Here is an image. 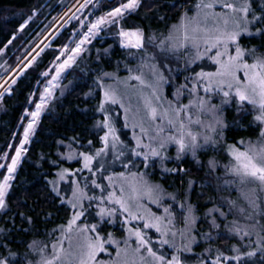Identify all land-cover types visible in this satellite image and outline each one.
<instances>
[{
    "label": "snow or ice",
    "instance_id": "obj_1",
    "mask_svg": "<svg viewBox=\"0 0 264 264\" xmlns=\"http://www.w3.org/2000/svg\"><path fill=\"white\" fill-rule=\"evenodd\" d=\"M91 3H93V0H85V3L80 5V9ZM141 3L142 0H119L115 7L88 24L87 32L83 34L76 46L64 52L67 58L62 63L56 64L55 75L47 82L48 86L40 92L38 100L33 99L35 93L29 95L28 103L34 104L35 107L34 110L25 108L20 118L19 126L22 127L23 131L20 134L19 144L15 146V155L6 152L0 157L4 160L10 158L11 161L7 164H0V169H6V173L0 179V210L8 207L7 198L13 187L12 182L17 172V166L20 164L21 157L27 151L25 146L29 144L36 132L41 114L49 106L53 89L58 86L54 82L60 78L61 73L76 63L77 58L86 51L84 45L98 36L105 26L116 29L115 34L119 37L121 48L136 49L141 52V63L137 69L140 74L132 75L133 69H129L130 75L127 78L139 82L141 86L139 99L143 104V115L138 107L135 110L132 127L134 129L139 127L142 136H147L150 141L157 142L158 147L143 144L142 136L134 135L133 139L136 142V147L131 149V156L139 157L143 155V162L145 168H147L150 156L159 157L161 160L165 159L162 150L168 144L177 145L178 160L182 154L188 151H191L195 156L197 149L203 147L199 142L201 139H203L204 145L215 146L223 139V131L228 125L219 115L220 107L211 103V94L222 95L221 104L236 102L238 114L255 113L253 119L259 126L256 141L241 139L236 144L227 146L231 161L229 165L225 166V172L235 178L240 185L256 183L261 189H264V53H260L257 48H243L238 42L242 35L264 36V6L257 14L252 8V0H209V2L201 0L200 3L195 5L196 14L193 16L183 15L179 24L173 25L167 36L146 37L139 26L131 28L124 26L126 17L130 13H135L141 7ZM217 3L223 9L222 12L213 11ZM173 7H175L174 4ZM80 9H77V11ZM35 15L36 10H33L32 14L19 25L17 31L23 32ZM81 24L83 25V21H81ZM253 28L255 29L254 32L251 31ZM15 39L17 37L13 35L4 48L11 45ZM148 44L159 49L160 52L176 53L184 50L192 53V58L186 62L187 64L195 63L207 57L212 64L216 65L215 71L201 70L195 73L190 87L187 83L189 78L186 77L185 84L179 85L174 93L176 102L165 100L161 94V85L168 82L164 74V69L168 68V65L149 64L147 62L155 59V54L149 56ZM4 48H0V54H3ZM233 48L234 52L230 51ZM64 49H68V45H65ZM106 51L107 49H105ZM56 60L59 61L60 57L57 56ZM30 63L26 66H30ZM145 67L150 69L151 78L148 80L145 79L142 71ZM168 70L171 71L170 68ZM239 73L243 75L240 76ZM41 75L47 77L49 72L45 71ZM112 77H114V73L102 72L95 80V84L99 88V98L95 111L102 114V119L96 121L94 127L97 129L96 134L99 137L101 146L92 150L93 141L89 140V151L77 152L69 144V151L66 155H62L61 159H77L81 167L76 169L75 172L62 168L56 173V179L48 181L51 191L60 199L61 204H67L71 211L66 224H61L58 229H54L49 234L52 236L56 231L60 232V236L55 239V242L51 243L50 253L46 252L48 243L37 240L27 243V251L23 253L13 251L9 247L8 237L5 236L3 242L0 243V264H185L180 254L190 252L191 245L195 243V237L191 235V232L196 225L197 218L191 204L181 205L182 208L186 207L185 226L178 233L174 228L172 215L168 208L164 209L166 216H158L141 203V201L147 199L150 203L159 205L162 198L159 186L150 184L144 178L143 173L130 172L129 176H126L124 172L104 175V172L118 161L121 162L124 169H129L130 164L135 163L131 158H128L127 162L123 160L125 157L124 146L121 143L120 136L117 135V127L114 118L111 116V109L108 107V105H120L125 111L124 127H128V113L131 108L125 107L124 98L115 88L110 85L106 86L104 83L105 78ZM12 83L15 84L16 81L13 80ZM200 88L209 95H197ZM0 89H3V91H0V97L4 95V92H11V86L5 87V85L0 84ZM143 89H151L150 94L145 95ZM184 90H187L189 95L194 98L188 104L181 105L178 101ZM201 114L210 117L207 123L200 118ZM158 118L161 123L156 124L153 128L152 124ZM146 123H148V127L145 126ZM165 124L172 129L171 134L164 135ZM193 125L200 126L204 131L194 132L192 130ZM100 132L103 134L100 135ZM150 132L155 134L149 135ZM13 135H16V133ZM58 143H63V141ZM9 147H13V145H9ZM137 149L146 150L141 152ZM110 154L112 156L111 161L107 159ZM216 168V161H209L210 172L215 171ZM164 170L184 171L183 169ZM84 171H87L90 176L84 178L83 187L79 180L71 179V196L67 199L62 197L59 183ZM98 177L106 180L107 185L98 182ZM89 181L92 188L100 190L101 194L99 196L88 195ZM193 183L189 181V187ZM116 189H118V192ZM85 200L89 202L87 205L84 203ZM94 202H96L95 216L99 217V221L79 224L78 221L82 217L86 218V214L91 215L89 209ZM249 203L253 209L260 207L254 199L249 198ZM234 204L235 202H230V205L234 206ZM213 213H218L221 218H226L227 215L221 211L220 207L209 210L208 215H213ZM18 215H20L22 221L27 222L29 225L33 223L30 216L24 213H18ZM118 216H123L122 227L127 226L130 221L143 222L142 228L125 227L127 238L123 240V247L111 232L107 235H101L102 224L114 223L115 218ZM247 218L249 220L254 219L251 215ZM257 226L259 231L257 232L256 249L243 255L251 258L256 256L257 252H260L262 259H264V224L256 220L255 223L250 225L253 229ZM219 227L217 218L213 216L210 221V231L204 234V238L208 241L216 239L211 230ZM227 227L228 231L234 235H240L242 231L235 221ZM147 229H154L159 234L156 243L174 249L170 259L166 258L165 254L157 253L154 249L153 240L144 231ZM0 231L3 230L0 229ZM23 231L27 232L28 229H23ZM178 234L183 241L181 246H178L175 242ZM243 235L248 236L250 232L244 230ZM133 239L135 247L130 244V240ZM65 240L68 241L69 249H65L63 246ZM106 245H115V258L108 261L99 260L98 255L108 251ZM212 251L210 248L208 255H212ZM231 251L234 255H225L223 251L216 249L211 264H231V261L242 260V256L239 254L240 248L233 246ZM108 255L111 257V253H108ZM35 256L39 258L33 259L32 257ZM200 264H204V261H200Z\"/></svg>",
    "mask_w": 264,
    "mask_h": 264
},
{
    "label": "rangeland",
    "instance_id": "obj_2",
    "mask_svg": "<svg viewBox=\"0 0 264 264\" xmlns=\"http://www.w3.org/2000/svg\"><path fill=\"white\" fill-rule=\"evenodd\" d=\"M108 1V2H107ZM118 3L119 0H93V3L88 4L87 7L80 9V5L85 3V0H55L53 2H50V0L44 1L41 7L36 9V15L33 16L32 20L29 21L28 26L23 32H20L23 38V43L18 46V49L20 48L19 55L16 57V62L14 65L10 64V58L14 56L16 49L12 48V50H9L8 45L7 48H4L3 54H0V84L5 85V87L11 86V90L14 89L16 83L18 80H20L22 77H24L28 70L32 68H36L42 61L43 56L45 55L46 51H50L52 53V61L41 73L47 71L49 72V75L47 77H44L39 74V80L36 83L34 92L36 91V99L38 100V97L40 95V92L43 91L45 87L48 86V81L52 79V76L55 75V67L56 64L62 63L64 59L67 58V55L64 54V52L69 51L71 48H74L76 44L79 42V40L83 37V34L87 32V25L90 24L92 21H94L99 16L103 15L106 11L110 10L112 7H115V5H110V2ZM201 0H193L190 5L186 9V13L188 16H193L196 14V7L195 5L200 3ZM204 2H209V0H204ZM264 6V0H252V8L259 14L261 7ZM77 9H80L77 11ZM215 12H222L223 9L220 8L219 3H217L213 9ZM158 13V12H157ZM185 12H183L184 14ZM138 14L137 11L135 13H130L126 17V21L124 23H127V21L130 19L131 15ZM159 14V13H158ZM138 16V15H137ZM139 19L136 22H133L136 26H141L140 28L144 31L145 36H155V37H163L167 36L169 30L172 28L173 25H178L180 22V18L182 17V14L178 16L177 20L174 21V17H166L164 15H161L156 17L155 22L147 23L146 17L143 15H139ZM28 18V17H27ZM26 18V19H27ZM145 20V23L142 25V21ZM81 21H83V25L81 24ZM24 22V21H23ZM130 28V27H126ZM65 30L67 31V36L64 37V41L60 47L55 45V43L62 37V34ZM251 31H255V29H251ZM116 29L114 27L105 26L104 30L99 33L98 36L91 39V42L84 45V48L86 51H84L81 56L77 58V61L75 64H73L72 67L66 69L63 73H61L60 78L55 81L58 86L53 89L52 98L49 100V106L45 109V111L41 114V117L48 113L50 110L52 103L65 96L69 91L73 89V87L76 85V83L80 82L89 87L88 95L86 96L87 100H93L96 92L98 91V87L96 84L88 82L83 80V74H77V71H80V68H87V75L94 73L95 77L98 76L100 73L105 72L102 70H93L91 66H89L90 62H97L101 57L103 56L107 60H113L112 59V52H113V45H108V47L103 48V45L108 40L112 42L117 50V56L114 58V67L112 68L113 71H109L110 73H114V77L112 78H105L106 86H112L117 90V92L124 98L123 102L125 104V107H130L131 111L128 113V127H124L125 125V111L123 108L120 107V105H108V107L111 109V116L114 118L115 125L117 127V135L120 136L121 143L124 146L125 151V157L123 158L124 162H127L128 158H131L135 161L134 164H130L129 169H124L122 167L121 162H116L111 167L108 168L107 173L108 175L124 172L126 176H129L130 172H136L140 169L139 172L136 173H143L144 178L152 185H158L161 192V200L159 205L150 203L147 199H144L141 201V203L148 209H150L151 212L155 213L158 216H166L167 214L164 212V203L167 201H174L173 197H175V192L172 193L171 189H165L159 180L157 179H151V177H157L154 173L158 172L161 175H164L167 171L164 169H183L184 171H178L173 172L174 174L179 173L185 174V163L188 165H195L197 168H203V160L202 155H204L203 159H205V166L204 169L206 170V173L208 175L209 170V161H216L217 168L215 171L216 178H218V191H219V198H214L213 200H209L207 202H212L211 204L207 205V210L203 213L202 217H196V225L200 223L203 219H207L209 222L210 227V221L213 219V216L217 218V224L220 225L218 229H212L214 233L212 234L216 239L213 241H208L204 238V234L208 233V227H205L201 230H199V235H195V229L191 232V235L195 237V243H193L192 246L195 245H201L202 249L198 252L197 255L201 256L199 260L189 259L187 256L188 254L183 252L181 253L182 259L185 261V264H200V261H204V264H206V260L211 261L215 257V241L218 239V235L221 231H224L227 229V225L231 224L233 221L236 222V224L239 225L241 228L240 235H234L233 233L229 236L232 239L231 244H226L225 247L226 251L224 252L225 255H234L232 253L231 249L233 246L240 248V255L242 256L241 261H231V264L235 262V264H241V262H245L247 260L252 259L248 258L247 256H244L243 254L248 251H253L256 249V243L258 240L257 232L259 231V227L253 229L250 227L251 224L255 223L256 220H259L261 224H264V189H261L256 183H250L246 185H240L235 178H233L231 175H227L225 172V166L229 165L231 161V157L228 155L227 152V146L229 144L225 143V134L224 131H226L227 128L230 126L236 125L238 126L239 121L241 118H239L238 110H237V104L236 102L232 101L228 104H221L222 95L217 94H211V103L215 104L220 107L221 111L219 115L224 120V122L228 125L224 131H223V139L220 140L215 146L212 145H204L203 139H201L199 142L203 147L197 149L195 156H193L191 151H188L181 155V158L177 159V145L175 144H168L166 147L162 150V155L165 157V159L161 160L159 157H149L148 161V167L145 168L144 162H143V155L139 157H132L131 156V149L136 147V142L133 139V136H142L140 133L139 127L133 128V118L135 114V110L139 107L141 109V114L143 115V104L142 101L139 99V91L141 89V86L139 85V82L134 80H128L129 77V69H133L132 75H138L140 74L137 69L141 63V52L137 51L136 49H123L120 47L119 44V37L115 34ZM258 36H248V35H242L239 38V44L243 48H254V47H246L244 44H242L241 39L248 40L251 38H257ZM95 42H99L97 45H94ZM68 45V49H64V46ZM105 49L107 51L105 52ZM56 50V51H55ZM147 51L149 53V56L155 54L154 60H148L147 62L149 64L156 63L157 65L166 64L168 65V68L171 69V71L168 70V68L164 69L165 79L168 81L167 83H163L161 85L162 88V96L165 98V100H171L174 103L176 102V97L174 96V93L176 92L177 88L181 84H185L186 80L185 78H189L187 83L189 87L193 83L194 76H191L189 73L187 74L188 69L192 67V65L197 64L198 62L205 60V62H201V65L205 69L204 71H215L216 65L212 64L210 60L205 57L202 60H198L195 63L187 64L186 62L189 61L192 58V53L185 52L184 50H181L180 52L171 53V52H160L159 49L154 48L151 44H148ZM230 51L234 52V48L230 49ZM56 52V54H54ZM38 53V55H37ZM261 53V52H260ZM264 53V52H263ZM214 54V53H213ZM59 56L60 60L57 61L56 57ZM34 58V59H33ZM30 63V66H26ZM251 62V60H249ZM187 69V71H186ZM200 70V69H199ZM144 77L146 80L150 79V69L148 67H145L142 69ZM200 72V71H199ZM70 74V75H69ZM240 76H242V73H239ZM67 76H70L69 79L65 82V78ZM82 76V77H81ZM15 80L16 83L13 84L12 81ZM65 82V83H64ZM0 91H3V89H0ZM144 94H150L151 89H143ZM5 93L2 97H0V109L3 110V107L1 103L3 102V99L5 97ZM197 95L199 96H208L209 94L204 93L203 89L200 88ZM194 97L190 96L187 90H184L183 95L179 97V104L186 105L189 103L191 99ZM34 99V98H33ZM31 106V107H30ZM35 105L30 104L27 108L34 110ZM250 107V106H249ZM29 109V110H30ZM226 110L232 111V115L230 118L226 116L225 112ZM195 112V110H193ZM242 114V116L250 115L252 117V122H254L255 127L258 129L259 134V126L254 121L253 117L255 113L252 114ZM200 118L205 121V123L208 122L210 119L209 116L205 114H201ZM41 119V118H40ZM25 123L27 121H24ZM161 121L159 118L157 121L152 124V127L154 128L156 124H160ZM38 126V125H37ZM146 127H148V123L145 124ZM37 130V129H36ZM192 130L194 132H203L204 129L201 128L198 125H193ZM23 129L19 126V135L22 133ZM172 129L166 126L165 124V132L164 135L171 134ZM103 134V133H102ZM154 132H150L149 135H154ZM258 134L253 139H244L245 141L251 140L256 141ZM35 135V134H34ZM31 138L28 145L25 147L28 149L29 145L31 144L33 138ZM20 140V136H19ZM19 140L17 141V144L15 145L13 141L11 140L8 143V146L6 147L7 150H5L4 153H9L10 155H15V146L19 144ZM142 143L146 145H151L153 147H158V143L155 141H150L147 136H142ZM9 145H13V147H9ZM241 147H243L241 145ZM138 151H145L146 149H137ZM2 153L0 157L3 156ZM26 152L21 157V162L23 161L25 157ZM219 155L220 159H217ZM109 161H111L112 156L111 154L109 157H107ZM226 162H224V161ZM10 158L7 160L0 159V164H7L10 163ZM19 164V165H20ZM17 166V169L19 167ZM4 170V173H6V169H0ZM217 170L220 175L217 174ZM3 173V174H4ZM3 174L1 175L0 179L3 178ZM16 174V173H15ZM206 175V176H207ZM189 181H192L191 177L187 178V187L184 189L183 192H181V200L183 201V204L190 203L189 202V195L191 193V190L193 188H197L200 190V188H204L207 186H210L206 180L200 182L199 185L195 187V185L192 184L191 187H189ZM106 182V181H105ZM105 182H103L104 185ZM195 184V183H194ZM175 186V185H174ZM111 190V189H109ZM118 192V189H116ZM255 190V191H253ZM106 195V193H104ZM199 194H202L199 192ZM248 197V198H246ZM249 198L254 199L256 204L260 207L253 209L252 205L249 203ZM230 202H235L234 206L230 205ZM193 207V203L191 204ZM96 207V204H95ZM216 207H220L221 211L225 212L226 218L219 217L218 213H213V215H208L209 210L214 209ZM167 208V207H166ZM178 210L182 214V220H179L177 217L176 210L170 212L173 219L174 228L177 230H182L184 228V216L186 214V207H181L178 205ZM96 210V209H95ZM159 210L161 212L159 213ZM2 211V210H0ZM170 211V210H169ZM194 211V209H193ZM251 215L254 217L253 220H249L247 217ZM122 220L123 216H118L115 218L114 223L108 224L104 223L102 224V231L101 235H107V233L111 232L115 239L121 242V247H123V240L127 238V232L125 231V227H140L142 228L143 222L142 221H130V223L122 227ZM98 219L94 222H98ZM116 228V229H115ZM179 230L177 232L179 233ZM247 230L250 232V235L244 236L243 231ZM147 232L148 236L151 237V239L154 242V249L157 251L158 254H165L166 258L170 259L171 255L174 253V249L169 248L167 245L161 246L159 243H156L159 239V234L155 232L154 229H147L144 230ZM227 231V230H226ZM175 242L178 246H181L183 241L181 240V237L179 234L175 238ZM68 243V242H67ZM130 244L132 247H135L134 239L130 240ZM65 246V245H63ZM191 246V247H192ZM66 248V247H65ZM107 252L106 253H100L98 255L99 260L108 261L111 258H115L116 255V249L115 245H106ZM212 249V255H208V250ZM69 249V245H67V248ZM192 251V250H191ZM191 255H195V253L192 252ZM228 252V253H227ZM50 253V252H49ZM108 253H111V257L108 255ZM146 254V253H145ZM260 252H257L256 256H260ZM261 258V257H260Z\"/></svg>",
    "mask_w": 264,
    "mask_h": 264
},
{
    "label": "trees",
    "instance_id": "obj_3",
    "mask_svg": "<svg viewBox=\"0 0 264 264\" xmlns=\"http://www.w3.org/2000/svg\"><path fill=\"white\" fill-rule=\"evenodd\" d=\"M44 1L47 0H0V48H4L5 44H7L8 40L11 39L13 35L17 37L8 47L9 50H12V48L16 49L14 56L10 58L11 65H14L16 62V57L20 52L18 46L23 43L22 35L17 31L19 25L32 14L33 10L41 7ZM53 1L55 0H50V2ZM192 1L193 0H142L141 7L137 10L138 16L136 14L131 15L125 27L131 28L136 26L133 22L137 23L140 18L139 15H144L147 23L155 22L157 20V15L159 17L160 14L166 17H174V21H176L179 15L182 14L183 16L187 14L186 9ZM109 4L115 5L116 3L111 1ZM173 4L175 7H173ZM183 12L185 13L183 14ZM144 23L145 20L142 21V25ZM67 31L68 30H65L63 32L62 37L58 39L55 45L58 47L62 45L61 41H64L63 38L67 36ZM241 41L246 47H254L259 49V52H264V36H258L257 38L248 40L241 39ZM98 43L99 42H95L94 45ZM110 44L114 46L112 56L115 58L118 49L112 42L107 40L103 48L108 47ZM54 54H56V52H54ZM100 57L101 58L97 62L91 61L89 66L96 71H113L114 58L112 57L113 60L111 61L105 59L103 56ZM52 59V53L46 51L41 63L36 68L28 70L26 75L17 81L10 94L5 93V97L1 103L3 110L0 109V155L7 150L6 147L11 140L15 145L17 144L20 136L18 132L21 122L20 118L25 108L30 105L28 103L29 95L31 93H35L36 95L34 89L39 80V74L47 69ZM202 61L205 62V60ZM202 61L192 65L188 71L186 69L187 74L189 73L191 76H194L195 73L201 70L204 71L205 69L201 65ZM77 74H83V77L81 76L83 80L95 84L97 76L95 77L94 73L87 75L86 67L80 68ZM69 77L70 76H67L65 78V82ZM88 91L89 87L87 85L80 82L76 83L73 89L65 96L55 100L48 113L44 114L40 119L34 138L12 182L13 187L7 198L8 207L0 211V229L3 230L0 231V243H2L3 238L7 236L9 239V247L13 251L23 253L27 251V243L32 240H37L48 243L46 252H50L51 243L55 242V239L60 236V232L56 231L52 236L49 234L52 233L54 229H58L61 224H66L67 219L71 215L69 206L67 204H61L60 199L51 191V186L48 181L56 179V173L62 168H67L69 171L75 172L76 169L81 167L77 159H61V156L66 155L69 151V144H71L72 149H75L77 152L89 151V140L93 141L92 150L101 146L99 137L96 134L97 129L94 127L96 121L102 119V114L95 111L99 98V88L93 100H87L86 96L88 95ZM33 98L36 99V96H33ZM225 114L230 118L233 113L230 110H226ZM239 116L241 119L238 126H230L224 131V139L227 144H236L241 139H253L258 134V129L255 127L254 122H252V117L250 115L242 116V114H239ZM14 133H16V135H13ZM99 134L102 135V132ZM73 138L76 139L74 140ZM60 141H63V143H58ZM201 157L203 160V168H197L195 165H188L185 163V174L179 175V173L174 174L172 171H167L164 175H161L155 172L154 174L157 177H151V179L154 178L159 180L165 189H171L172 193L175 192V202L167 201L164 203V207H167L170 212L173 210L175 211L178 209V205L181 206L183 204L181 192L188 186V177L192 178L195 187L204 180L210 184V186L206 185V187L200 188L201 191L197 188L191 190L189 202L190 204L193 203L194 215L196 217H202L203 213L207 210L206 206L212 203L207 201L221 196L219 195L217 186L219 177L216 178L217 175L213 171H209L208 175L205 174L204 155ZM217 157V159H220L219 155ZM139 171L140 169L136 172ZM3 173L4 170H1L0 177H2L1 175ZM217 174L220 175L221 173L217 170ZM104 175H108L107 171L104 172ZM88 176H90V174L84 171L83 173H77L74 177L68 178L66 181H61L59 183L61 189L60 195L65 199L69 198L71 196V179L79 180L83 187L84 178ZM97 179L98 182L102 183L106 181L102 180L100 177ZM105 184L107 185V181ZM87 192L90 196H99L101 194L99 189L91 187L90 181ZM199 192L202 194H199ZM84 203L87 205L89 202L85 200ZM95 204L96 202H94L89 209L91 215L86 214V218L82 217L81 220L78 221L79 224L94 223L98 219V217L95 216ZM160 212L161 210H159V213ZM18 213H24L30 216L33 223L29 225L27 222L22 221ZM177 213L179 220H182L181 212L178 210ZM205 227H208V231H210L207 219H203L198 223L197 228L194 227V236H198L199 230ZM23 229H28V231L25 232ZM213 233L212 231V234ZM229 234L231 235L232 232H229L228 228L219 233L218 239L215 241V250L219 249L223 252L226 251V248L223 246L227 244L229 247L231 244L230 242H232ZM67 242V240L64 241V248H67ZM201 249V245H195L191 247L195 255L192 256L191 253H185L188 254L187 256H189V259L199 260L201 256L197 254ZM259 255L260 256H254L252 259L245 262H241V264H264L262 254ZM32 258L38 259L39 257L35 256ZM206 264H211V261L206 260ZM232 264H235V262Z\"/></svg>",
    "mask_w": 264,
    "mask_h": 264
},
{
    "label": "water",
    "instance_id": "obj_4",
    "mask_svg": "<svg viewBox=\"0 0 264 264\" xmlns=\"http://www.w3.org/2000/svg\"><path fill=\"white\" fill-rule=\"evenodd\" d=\"M7 93H9V94H10V92H7Z\"/></svg>",
    "mask_w": 264,
    "mask_h": 264
}]
</instances>
